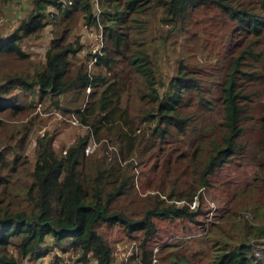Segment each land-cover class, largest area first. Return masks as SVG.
<instances>
[{
	"label": "trees",
	"instance_id": "obj_1",
	"mask_svg": "<svg viewBox=\"0 0 264 264\" xmlns=\"http://www.w3.org/2000/svg\"><path fill=\"white\" fill-rule=\"evenodd\" d=\"M33 1L35 5L26 16L20 18L15 27L6 32L0 31V55L24 57L27 53L21 46L22 38L41 28L49 14L51 17L63 19L70 15L72 10L80 9L87 23H96L97 20L93 13L92 0ZM103 1L105 6L100 13L104 19H108L103 30L106 41L101 45L100 52L94 53L97 57L93 63L104 66L106 71L111 70V73L103 71L91 76L82 68L74 75L68 76L69 55L77 51L81 43L62 42L57 36L52 38L46 49L44 67L34 72L32 82L39 92L47 97L59 96L65 91L74 90L73 88L84 90L89 86V100L87 99L83 109L79 110L81 121L87 123L88 127L86 132L78 135L63 152L54 148L53 136L47 132L36 139L32 182L28 189L34 206L30 211L25 208H6L0 211V264H17V257L25 255L37 258L63 240L81 250L78 260L82 259L90 264H110L113 257L112 245L97 229V225L99 227L102 223L116 224L123 236L138 235L141 260L150 264L149 244L158 233L156 218L176 221L180 218L194 219L200 214L201 202L191 207L188 201L192 199L197 186L209 184L210 174L227 162L235 152L239 137L244 132V103L250 94L245 87L240 86L243 78L247 77L253 82L260 80L263 85L261 94L264 95V68L259 69L253 61L246 60L248 55L253 57L255 62L264 59L261 49L253 48L261 43V35L264 32V0H256L257 8L234 0ZM204 3H212L221 8L246 30L249 37H254L235 56L232 54L226 75L216 83L214 89H219L222 109L217 129L214 131L206 119L208 110L199 106L209 100L202 91L204 89L207 93L211 92L208 79L213 75L215 63L205 66L190 62L185 56H175L167 85L160 90L158 83L162 73L158 62L154 54L148 51L150 45L147 46L146 40L141 39L138 47L130 49L126 59L130 69L143 78L147 91L142 92L138 86L136 91L139 98L147 104L144 118L150 117L153 124L148 126L147 133L143 129L138 134H129L127 129L134 132V119H131L127 108L119 103L126 69L114 66H117L116 60L121 59L118 55L122 53L125 56L129 50V41L134 40L127 37L128 32L124 30L122 22H125L128 16L137 20L135 12L146 10L150 4L160 5V20L170 26L162 36L154 37L156 41L161 38L164 40L173 28L178 27L179 32L186 30L190 12L196 5ZM51 6L55 7L56 11L50 9ZM151 51H154L153 47ZM3 77L7 79V85L0 86V110L14 111L21 107V104L10 94H5V91L8 85L16 83L25 87L26 81H22L16 73ZM97 88L99 89L96 94ZM260 128L264 148V112L261 115ZM103 131L122 140L119 150L124 148L128 151V148L134 147L140 141L139 139L141 144L146 142L143 161L146 160L145 152L150 159L158 144L173 131L188 139L184 141L177 138L178 147L186 149L189 144L195 147L192 155L194 159L202 144L210 149L200 163L193 166V178L189 180L188 187H170L166 190L159 187L156 191L148 192L147 204L142 207L139 215L133 216L126 207L119 205V198L128 191L132 178V174L127 172V165L113 164L106 154L96 164L85 168V173L80 172L81 162L86 154V144L93 136L99 138ZM3 156L4 152L0 150V162ZM112 157L115 155L112 154ZM146 173L162 180V161H150L149 169H143L141 175ZM150 181L152 182L151 178ZM170 183L175 181L171 180ZM158 190L169 198L178 197L185 201L178 204L172 199L166 200ZM246 225L244 236L232 244L224 243L218 246V250L207 264H264V248L254 247L247 242L250 233L264 231V224L246 222ZM137 231L139 234H136ZM47 235L51 236V242H47ZM13 239H17L13 243L19 256L7 249ZM180 259L183 262L187 260L184 256Z\"/></svg>",
	"mask_w": 264,
	"mask_h": 264
},
{
	"label": "rangeland",
	"instance_id": "obj_2",
	"mask_svg": "<svg viewBox=\"0 0 264 264\" xmlns=\"http://www.w3.org/2000/svg\"><path fill=\"white\" fill-rule=\"evenodd\" d=\"M234 1L258 7L256 0ZM97 2V4L92 2L96 23H87L80 9L72 10L70 15L63 19L51 17L49 14L41 28L22 38L21 46L27 53L24 57L0 55V86L7 85V79L3 75L12 73L26 81L24 82L26 88L16 83L8 85L5 91V94H10L21 107L14 111L0 110V150L4 152L0 162V211L6 208L10 210L25 208L30 211L33 208L34 202L28 195V189L32 182L36 139L40 135L44 132L51 134L54 148L58 152H63L78 135L87 130L88 124L81 121L79 110H82L89 100L91 92L89 86L84 90L73 88L74 90L65 91L59 96L47 97L39 92L32 80L34 72L44 67L46 49L56 36L62 42L81 43L80 48L69 55L68 76L74 75L82 68L91 76L106 71L104 66L93 63L94 61L90 62L94 48L98 46L101 49L106 41L103 30L108 19H104L100 13L105 2L103 0ZM34 5L33 0H0V31L6 32L15 27L20 18L26 16ZM49 8L56 11L53 6ZM135 13L137 20H132L128 16L126 23L122 22L124 30L128 32L127 37L134 41H129V50L125 56L122 53L118 55L121 59H117V66H114L126 69L119 103L127 108L131 119H134V132L127 129L128 133L138 134L143 129L147 133L148 126L153 124L150 117L144 118L147 104L139 98L136 91L138 87L142 92L147 91L143 78L130 69L126 59L130 49L138 47L141 39L146 40L147 46L150 45L148 51L154 54L158 62L162 73L158 83L160 90L167 85L175 56H185L190 62L205 66L215 63L213 75L208 79L211 92L207 93L204 89L202 91L209 100L199 105L208 110L206 119L215 131L222 111L219 89H214L216 83L223 80L226 75L232 54L235 56L254 37H249L235 19L212 3L196 5L188 16L186 30L179 32L178 27L173 28L167 38L157 41L154 36H162L170 26L160 20L162 7L150 4L146 10ZM127 23L130 25H126ZM261 36V43L253 48L261 49L264 55V32ZM101 40L102 46L99 44ZM152 47L154 51H151ZM246 60L253 61L259 69L264 68V59L255 62L254 58L248 55ZM247 67L251 68L250 65ZM106 72L110 74L111 70ZM202 79L206 80L205 77ZM240 86L245 87L250 94L244 103L246 108V116L243 118L244 132L239 137L235 152L227 162L210 174L209 184L198 185L194 191L193 196L197 194L198 197L197 205L201 202L200 214L194 219L180 218L176 221L156 218L158 233L149 244L150 264H207L218 250V246L224 243L232 244L244 236L246 222L264 224V148L260 128V119L264 112V95L261 94L263 85L260 80L253 82L245 77ZM177 138L188 141L173 131L158 144L150 159L145 152L146 160L143 161L146 142L141 144L139 139L140 141L134 147L128 148V151L124 148L119 150V143L122 140L116 139L112 133L106 134L103 131L99 138L93 136L86 144L84 150L86 154L81 162L80 172L85 173V168L96 164L106 154L113 164L127 165V172L132 174V178L128 191L119 198V205L126 207L133 216H137L147 204L148 192L156 191L159 187H163L164 190L170 187L177 189L188 187L189 180L193 178V166L198 165L210 149L202 144L194 159L192 155L195 147L189 144L186 149L180 148L176 143ZM112 154L115 157H112ZM158 159L162 161V180L154 178L151 173L141 175L143 169H149L150 161L156 162ZM171 180L175 183L171 184ZM158 192L166 200L179 199L169 198L161 191ZM97 229L112 245L113 257L110 264H145L141 260L138 235L123 236L116 224L102 223L99 227L97 225ZM136 234H139V231ZM16 240L13 239L12 243L7 245V249L19 256L13 243ZM46 240L51 242V236L47 235ZM247 242L254 247L264 248V231L250 233ZM50 248L37 258L28 257L29 255L17 257V264H75L81 252L80 249L70 246L67 240ZM127 252L128 258L125 259ZM182 256L187 258L186 262L181 261Z\"/></svg>",
	"mask_w": 264,
	"mask_h": 264
},
{
	"label": "built area",
	"instance_id": "obj_3",
	"mask_svg": "<svg viewBox=\"0 0 264 264\" xmlns=\"http://www.w3.org/2000/svg\"><path fill=\"white\" fill-rule=\"evenodd\" d=\"M66 1H68V2H71L72 0H66ZM95 4H97L98 2H97V0H92ZM99 44H101L102 45V40H101V43H99ZM96 51H98V52H100V49L98 48V46L97 47H95L94 48V50H93V52L95 53ZM96 54H93V56H92V58L90 59V62H93L95 59H96ZM85 149H86V146H85ZM174 201L176 202V203H178V204H182L185 200L184 199H174ZM197 202H198V197H197V194H195L193 197H192V199L190 200V201H188V204H189V206H191V207H193V206H195L196 204H197ZM128 253L129 252H127L126 254H125V256H124V258L125 259H127L128 258ZM75 263H80V264H90V262H83L82 260H77Z\"/></svg>",
	"mask_w": 264,
	"mask_h": 264
},
{
	"label": "clouds",
	"instance_id": "obj_4",
	"mask_svg": "<svg viewBox=\"0 0 264 264\" xmlns=\"http://www.w3.org/2000/svg\"><path fill=\"white\" fill-rule=\"evenodd\" d=\"M76 260H78V259H76ZM80 260H82V259H80ZM75 264H78V263H75Z\"/></svg>",
	"mask_w": 264,
	"mask_h": 264
}]
</instances>
